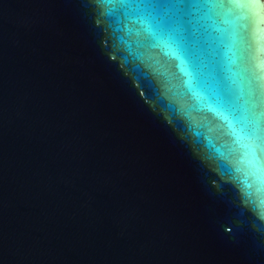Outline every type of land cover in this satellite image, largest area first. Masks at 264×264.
<instances>
[{"label": "water", "instance_id": "95a60500", "mask_svg": "<svg viewBox=\"0 0 264 264\" xmlns=\"http://www.w3.org/2000/svg\"><path fill=\"white\" fill-rule=\"evenodd\" d=\"M113 7L0 0V264H264V0L224 49L258 146Z\"/></svg>", "mask_w": 264, "mask_h": 264}, {"label": "snow or ice", "instance_id": "6c2138e0", "mask_svg": "<svg viewBox=\"0 0 264 264\" xmlns=\"http://www.w3.org/2000/svg\"><path fill=\"white\" fill-rule=\"evenodd\" d=\"M111 15L124 22L135 21L144 42L161 50L174 70L175 79L185 91L206 104L229 128L259 145L262 140L261 116L249 109L242 90L228 74L224 49L242 43L247 18L244 10H234L233 0H110ZM212 18L234 25L231 36L210 29ZM238 51L242 50L238 49Z\"/></svg>", "mask_w": 264, "mask_h": 264}, {"label": "bare ground", "instance_id": "6f19581e", "mask_svg": "<svg viewBox=\"0 0 264 264\" xmlns=\"http://www.w3.org/2000/svg\"><path fill=\"white\" fill-rule=\"evenodd\" d=\"M263 13H264V11H263Z\"/></svg>", "mask_w": 264, "mask_h": 264}]
</instances>
